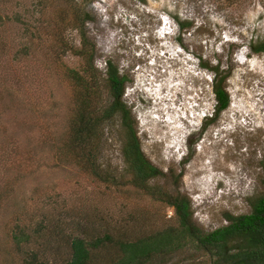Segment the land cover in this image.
<instances>
[{"label":"rangeland","instance_id":"374dc122","mask_svg":"<svg viewBox=\"0 0 264 264\" xmlns=\"http://www.w3.org/2000/svg\"><path fill=\"white\" fill-rule=\"evenodd\" d=\"M263 4L0 0V264H63L70 235L137 239L177 225L174 209L157 200L158 188L187 194L194 220L207 230L226 224V212L250 213L249 197L264 193V54H250L246 45L264 39ZM79 15L96 45L99 80L107 60L129 77L122 99L143 152L164 173L146 189L131 182L120 114L102 127L95 159L109 182L63 156L73 115L65 69L85 74ZM173 17L191 28L180 30ZM200 56L233 67L230 105L213 120L214 73ZM110 98L102 82L101 107ZM20 230L29 240L18 244ZM91 250L90 264H114L122 255L111 242ZM153 264L216 260L183 248Z\"/></svg>","mask_w":264,"mask_h":264},{"label":"trees","instance_id":"16d2710c","mask_svg":"<svg viewBox=\"0 0 264 264\" xmlns=\"http://www.w3.org/2000/svg\"><path fill=\"white\" fill-rule=\"evenodd\" d=\"M214 1L222 7L235 6L239 9L254 2V0ZM262 6L264 8V4ZM86 18H81L79 15L76 23L81 33V48L78 53L84 60L85 74L72 68L65 69L73 87V115H71L66 136H63V156L74 161L96 180L109 182L111 176L97 165L95 159L101 136H103L102 127L106 120L120 114L127 134L124 156L134 175L131 182L137 187L146 189L150 179L164 173L143 152L134 118L122 99L129 77L121 73L118 66L111 60L105 61L103 79L100 81L97 77L96 45L90 41L84 30ZM173 19L180 30L189 29L192 26L190 22L184 23L178 17ZM246 47L250 54H264V39L252 40ZM200 63L214 73L212 90L216 104L213 120L230 105L231 98L226 81L232 75L233 67L228 64L222 69V61L212 65L210 60L202 56H200ZM102 82L109 87L111 98L107 106L104 104L101 107L99 87ZM207 125L206 122L204 128ZM181 177L182 173L176 176L177 180ZM262 182L264 183V180ZM156 190L158 191L157 200L165 202L174 209L177 225H168L137 239H117L110 233L98 237L70 235L68 244L71 256L63 264H90L96 258L92 257L91 249L105 242L118 244L121 247L122 255L114 264H153L157 259L183 248L204 251L216 260V264H264V193L249 197L250 213L226 212L224 214L226 224L207 230L194 220L192 201L187 194L179 191L166 192L160 188ZM25 231L14 232V240L18 244L29 240V235Z\"/></svg>","mask_w":264,"mask_h":264},{"label":"clouds","instance_id":"9594fccd","mask_svg":"<svg viewBox=\"0 0 264 264\" xmlns=\"http://www.w3.org/2000/svg\"><path fill=\"white\" fill-rule=\"evenodd\" d=\"M203 118H205V117H207V114H203V116H202Z\"/></svg>","mask_w":264,"mask_h":264}]
</instances>
